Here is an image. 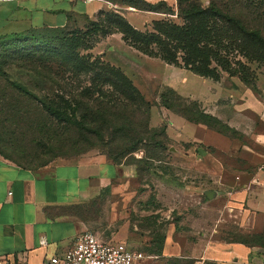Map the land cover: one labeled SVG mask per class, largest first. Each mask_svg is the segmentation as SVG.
<instances>
[{
	"label": "rangeland",
	"instance_id": "obj_1",
	"mask_svg": "<svg viewBox=\"0 0 264 264\" xmlns=\"http://www.w3.org/2000/svg\"><path fill=\"white\" fill-rule=\"evenodd\" d=\"M193 2L196 10L210 11L207 22L204 15L188 16L191 10L186 0L141 3L161 10L150 13L144 32L157 33L156 23L163 22L180 28L214 24L218 29L215 37L210 35L211 41L199 45L209 57L179 50L177 65L124 44L112 19L114 15L127 18L114 10L97 16L93 22L99 26L90 22L83 28L32 32L0 42V155L29 168L88 154L133 165L135 175L123 179L120 190H107L94 199L87 215L89 230L99 239L125 242L143 252L144 258L152 257L139 264H190L191 259L166 261L158 255L169 231L174 230L175 240L185 245L203 241L201 237L214 230L215 236L227 240L240 237L236 217L221 201L224 191L217 189L220 201L206 196L205 191L216 186L207 168L177 153L168 137V117L184 112L200 124L243 136L209 107L230 101L231 92L243 84L262 95L264 0ZM216 11L223 14L221 18L238 19L240 25L218 18ZM129 19L140 24L139 17L129 15ZM240 26L251 32L243 33V39ZM76 32L84 34L80 54L100 62L99 73L73 75L58 58L40 63L39 56L48 55L45 46L60 48L62 40ZM148 48L161 52L155 45ZM186 59L208 75L196 73ZM245 75L252 83L244 81ZM98 86L104 95L96 92ZM59 93L77 105L75 118L62 121L56 117L54 100Z\"/></svg>",
	"mask_w": 264,
	"mask_h": 264
},
{
	"label": "crops",
	"instance_id": "obj_2",
	"mask_svg": "<svg viewBox=\"0 0 264 264\" xmlns=\"http://www.w3.org/2000/svg\"><path fill=\"white\" fill-rule=\"evenodd\" d=\"M111 10L119 11L139 30L146 28L150 13H161L128 0H0V38L35 29L83 28L101 11ZM129 15L139 17L140 24ZM181 87L176 89L183 91ZM260 89L261 96L243 84L231 92L230 101L209 107L242 137L179 114L168 117L167 133L177 153L207 168L216 186L206 190V196L220 201L217 189L224 191L221 201L243 234H264V86ZM134 175L133 165L103 154L37 168L0 155V259L43 264L49 257L63 256L80 233L90 231L87 213L92 201L107 190H120L123 179ZM215 232L190 245L176 241L174 230L166 232L158 255L166 261L191 259L190 264H264V245L227 240Z\"/></svg>",
	"mask_w": 264,
	"mask_h": 264
},
{
	"label": "trees",
	"instance_id": "obj_3",
	"mask_svg": "<svg viewBox=\"0 0 264 264\" xmlns=\"http://www.w3.org/2000/svg\"><path fill=\"white\" fill-rule=\"evenodd\" d=\"M132 3H135L136 5L145 8L141 6V3H143L145 0H128ZM184 0H178V3H182ZM189 1L190 5V12L188 14L189 17L195 18L196 16L199 15H204L205 16V22H207V16L210 13L209 10H196V6L193 2V0H186ZM148 10L152 11H161L158 9H155L154 7L150 6L148 8H145ZM103 12L105 13H110V11H101L99 14H102ZM98 14V15H99ZM220 14L219 12H215L214 15ZM97 15V16H98ZM223 15V14H221ZM218 15L220 19L232 21V22H237L238 25H240L239 20L236 18L232 17H224ZM114 20L115 21L117 29L123 34L122 39L130 46H133L137 48L138 50L142 51L143 53L149 55V56H157L163 59L167 63H173L175 65L179 64L178 61V53L179 50L181 51H187L189 55H198L199 57H209L207 55V52H202L203 50L200 48V44L202 42L208 43L212 39H210V35L213 34L214 37L218 33V29L214 26H206L203 28V26H196V25H190L187 28H180L177 26H170L168 24L163 23H156V26H158L157 33H147L144 32V30H139L135 28L128 20L123 18L122 16L114 15ZM94 21V20H93ZM92 22L93 25L99 26L98 23ZM89 22V23H90ZM88 23V24H89ZM155 26V27H156ZM240 31H241V39H243V33L245 35L250 34L251 32L243 29V26H240ZM64 28H59V29H35L31 30L27 33H32V32H49V31H61ZM24 34H18L14 36H7V37H1L0 42L3 39L6 38H12V37H19ZM84 34L83 33H73L71 36L64 38L61 42L62 46L60 48H52L49 46H45V53L48 55L43 54L40 55L38 60H40V63H46L52 58H58L60 59L63 63L69 65L73 75H80V74H92V73H99L98 68L100 66V62L96 60H88L85 56L81 55L79 52V49L82 47L83 39H84ZM155 45L156 47L161 49V52H154L151 50L150 46ZM37 51L35 50L34 52H31V57H35ZM186 65H190L193 70L203 76H207L208 74L206 72L201 71L199 68L195 66L194 63L188 61L186 59ZM244 81L246 83H252L248 77L245 75ZM255 87V85H253ZM96 92H98L100 95H104V90L102 86H98L96 89ZM56 103V117L59 118L62 121H66L67 119L70 118H75L76 117V111H77V105L75 102L68 97L66 94H58L56 96V99L54 100ZM171 108V107H169ZM177 114L183 116L189 121L195 122V123H200L194 119H191L187 114L184 112H176ZM216 128V127H213ZM219 129V128H216ZM221 130V129H219ZM223 131V130H221ZM229 135L230 134L226 131H223ZM235 136V135H233ZM116 162V161H115ZM155 241V238H154ZM164 237L161 241L163 244ZM231 241H241L245 244H254V243H259L261 245H264V234H243L240 232V237L237 239H231ZM162 244H161V249H162ZM161 250L159 251V253ZM210 264H218L211 262Z\"/></svg>",
	"mask_w": 264,
	"mask_h": 264
},
{
	"label": "built area",
	"instance_id": "obj_4",
	"mask_svg": "<svg viewBox=\"0 0 264 264\" xmlns=\"http://www.w3.org/2000/svg\"><path fill=\"white\" fill-rule=\"evenodd\" d=\"M145 255L125 242H106L91 231L80 233L63 256L47 258L43 264H139ZM0 264H26L24 260L0 259Z\"/></svg>",
	"mask_w": 264,
	"mask_h": 264
}]
</instances>
